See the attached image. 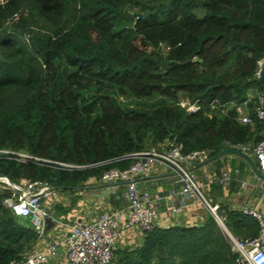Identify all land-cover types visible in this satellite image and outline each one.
<instances>
[{
	"label": "trees",
	"instance_id": "1",
	"mask_svg": "<svg viewBox=\"0 0 264 264\" xmlns=\"http://www.w3.org/2000/svg\"><path fill=\"white\" fill-rule=\"evenodd\" d=\"M263 59L264 0H6L0 176L71 190L128 168V155L166 140L185 154L206 150L211 157L255 146L264 124L251 112L254 129L242 124L236 107L249 92H264L254 76ZM182 101L198 110L188 112ZM2 197L0 264H12L38 237ZM222 210L236 235H257L253 218ZM142 238L111 264H234L209 216L201 226H157Z\"/></svg>",
	"mask_w": 264,
	"mask_h": 264
},
{
	"label": "built area",
	"instance_id": "2",
	"mask_svg": "<svg viewBox=\"0 0 264 264\" xmlns=\"http://www.w3.org/2000/svg\"><path fill=\"white\" fill-rule=\"evenodd\" d=\"M5 1L0 0V3L3 4ZM262 62L263 60L258 62L254 75L257 79L260 77ZM250 103H253L254 107L249 110ZM180 105L186 107L188 112L198 110V106L187 104L185 101L180 102ZM236 108L240 114L239 122L248 125L252 130L255 123L249 112L254 114L258 123L264 124V92L254 91L252 95L248 94V99ZM237 149L246 155L251 154L258 171L264 175V138L255 146L246 144ZM17 155L22 162L33 159L26 154ZM209 157L210 151L206 150L185 154L181 146L172 140L128 155L127 158L132 160L128 168H112L99 176L106 184L124 183L126 203L123 207L102 212L94 220L70 225L63 237L54 242L35 243L21 261L12 264H111L116 252L123 249L128 235L134 232L144 234L157 227L159 198L146 188H140L137 181L157 167L173 172L178 178L176 183H182L179 190L172 189L167 194L169 199L179 198V204L170 208L172 215H182L189 207L196 203L200 204L225 236L234 255V264H264V215L254 208L242 206L238 211L256 221L258 233L255 237L247 238L233 235L226 226V213L221 205L208 200L197 181L196 174L189 168L190 165L202 163ZM60 165L67 169L76 168ZM232 180L230 171L222 169L216 183L221 187H227ZM238 185L240 191L247 187V183L243 181L238 182ZM47 188L50 189L46 190ZM40 192L43 193L39 195ZM56 193L57 190L46 183L38 181L13 183L0 176L2 206L15 216L28 218L40 239L43 238L49 218L43 207V200L55 196Z\"/></svg>",
	"mask_w": 264,
	"mask_h": 264
},
{
	"label": "crops",
	"instance_id": "3",
	"mask_svg": "<svg viewBox=\"0 0 264 264\" xmlns=\"http://www.w3.org/2000/svg\"><path fill=\"white\" fill-rule=\"evenodd\" d=\"M254 91L249 92L252 95ZM252 157L251 154L248 155ZM196 174L198 183L203 192L212 203H219L222 208L240 210L254 200V209L264 215V179L258 175L249 161L239 155L228 154L218 158L209 157L208 160L190 165ZM222 169L230 171L233 180L227 187L216 183V178ZM242 171V172H241ZM169 170L155 168L151 173L139 178L138 186L146 188L151 194L157 195L159 216L156 224L158 227H197L205 223L208 214L206 210L196 203L189 207L182 215L174 216L170 208L179 204V198L169 199L167 194L172 189L179 190L181 182ZM247 183V187L239 190L238 182ZM125 200V186L122 182L106 184L99 177H92L83 182L79 187L71 190H57L55 196L44 199L43 207L48 212L49 218L44 228L43 238H37L36 243H49L63 237L67 227L72 224L91 221L107 211L123 207ZM143 234L131 233L123 244L125 248H135L142 244Z\"/></svg>",
	"mask_w": 264,
	"mask_h": 264
},
{
	"label": "water",
	"instance_id": "4",
	"mask_svg": "<svg viewBox=\"0 0 264 264\" xmlns=\"http://www.w3.org/2000/svg\"><path fill=\"white\" fill-rule=\"evenodd\" d=\"M259 81H260V83H261V85L263 86V88H264V59H263V62H262V67H261V71H260V77H259ZM228 154H235V155H239V156H242V157H244V158H246L248 161H249V163L251 164V166L255 169V170H257L258 171V169H257V167H256V165H255V163H254V161H253V159L251 158V157H249L248 155H246L245 153H243L241 150H239V149H237V148H224V149H222L220 152H218L215 156H214V158H218V157H220V156H224V155H228ZM258 173V175L262 178V179H264V175L263 174H261L259 171L257 172ZM50 188H47L46 190H49ZM45 190V191H46ZM44 192V191H43ZM43 192H40V194L39 195H41ZM256 200H254L251 204L250 203H248L247 204V207L248 208H254L255 207V202Z\"/></svg>",
	"mask_w": 264,
	"mask_h": 264
},
{
	"label": "rangeland",
	"instance_id": "5",
	"mask_svg": "<svg viewBox=\"0 0 264 264\" xmlns=\"http://www.w3.org/2000/svg\"><path fill=\"white\" fill-rule=\"evenodd\" d=\"M18 19H19V17L17 16L16 18H12L11 20H10V22H9V24H13V23H15V22H17L18 21ZM36 30V29H35ZM229 229L231 230V232H232V234L233 235H235V236H237V237H240V238H247V236L246 237H244V236H238V235H236V233H235V231H234V228L233 227H229ZM130 248V247H129Z\"/></svg>",
	"mask_w": 264,
	"mask_h": 264
}]
</instances>
